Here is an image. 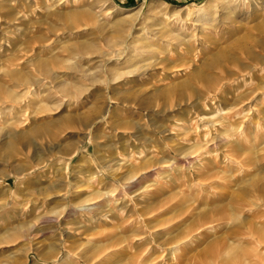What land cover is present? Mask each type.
<instances>
[{"label":"rangeland","instance_id":"rangeland-1","mask_svg":"<svg viewBox=\"0 0 264 264\" xmlns=\"http://www.w3.org/2000/svg\"><path fill=\"white\" fill-rule=\"evenodd\" d=\"M0 264H264V0H0Z\"/></svg>","mask_w":264,"mask_h":264},{"label":"bare ground","instance_id":"bare-ground-1","mask_svg":"<svg viewBox=\"0 0 264 264\" xmlns=\"http://www.w3.org/2000/svg\"><path fill=\"white\" fill-rule=\"evenodd\" d=\"M125 39V38H124ZM128 41V40H127ZM126 40H122V43H126L127 42ZM126 45V44H125ZM114 47V46H113ZM120 49V48H119ZM122 49V48H121ZM127 50V49H126ZM116 53H118V56L120 55V54H122V51H120V50H116ZM127 54V53H126ZM116 56V55H115ZM120 57V56H119ZM213 65V64H212ZM219 66V65H218ZM129 67V66H128ZM220 67V66H219ZM129 77V76H128ZM124 101V100H123Z\"/></svg>","mask_w":264,"mask_h":264}]
</instances>
